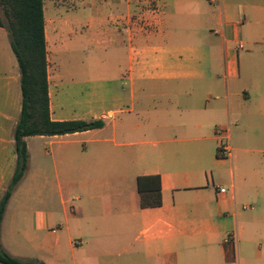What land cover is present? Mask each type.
Returning <instances> with one entry per match:
<instances>
[{
    "label": "crops",
    "instance_id": "crops-1",
    "mask_svg": "<svg viewBox=\"0 0 264 264\" xmlns=\"http://www.w3.org/2000/svg\"><path fill=\"white\" fill-rule=\"evenodd\" d=\"M112 1L115 14L85 21L58 8L48 12L44 2L48 50H60L61 34L84 42L85 30L105 27L98 46L117 51L116 73L105 79L119 84L83 100L75 89L81 79L65 82L48 66L51 118L101 119L104 126L26 138L23 182L35 183L36 203H13L14 192L2 248L36 264H264V250L254 249L264 239V218L242 203L246 193L258 201L264 189L246 185L234 166L211 180L201 167L212 154L221 165L233 164L252 145H264V0H208L212 7L204 0H156L144 29L131 4ZM175 3L182 8L176 13ZM182 17L198 19V28L214 20L220 30L207 40L187 36L175 21ZM121 34L130 50L119 55ZM11 50L0 26V75L7 71L0 110L20 117L21 73ZM219 127L230 131L231 159L218 154ZM9 175L8 167L0 170V188ZM148 175L161 177V206H141L138 178Z\"/></svg>",
    "mask_w": 264,
    "mask_h": 264
},
{
    "label": "rangeland",
    "instance_id": "rangeland-1",
    "mask_svg": "<svg viewBox=\"0 0 264 264\" xmlns=\"http://www.w3.org/2000/svg\"><path fill=\"white\" fill-rule=\"evenodd\" d=\"M44 2L48 12H50L51 8H58L63 11V15H71V18L73 16L75 19H79L78 17H80V19L83 18L84 21L91 17L95 18L101 16V18H104L105 16L113 15L115 14L114 10L116 9L112 0H107L106 2L104 0H44ZM204 2L208 6L212 7L208 0H204ZM205 3H203L204 6ZM124 4L132 5L134 17L138 18L140 29H144L145 26L147 27V25H149L148 23L150 20L149 18L148 20L146 19L147 14L148 16H151L152 13L158 9V2L156 0H124ZM181 4L184 6L182 2ZM179 5V3H175V5L171 8L172 12L176 13L182 10V8H179ZM200 8L201 10L204 9L202 6H196V9L199 10ZM202 12L205 14L206 10ZM175 21L180 24V31L185 33V35L188 36L191 34V37H199L201 40H207L206 38L211 39L210 34L217 33L220 30V26L216 21L214 22V20L208 21L207 19L206 21H203L202 28H198L195 25L197 24L198 19H193L191 21L182 17L181 21ZM95 28L96 27L89 30L91 33H87L86 30L84 31V42L74 39L70 41V39H67L65 34H61V38L64 41L60 50H48V66L51 69L49 74L53 75L55 73L54 68H58L57 70L62 75V79H64L65 82L71 75H75L77 79H81L82 84L77 86L75 89L81 93L83 100H85L88 95H90L89 98H92L94 93L99 94L101 91L105 92L108 90H114L119 84V82L114 79L111 81L105 79L106 76L116 73L114 70L116 66L114 54H116L117 51L114 49H102L98 46L100 43L99 40H102L104 37L102 31H104L105 27L97 28V31ZM98 31H100L101 35L97 34ZM119 37L123 46L119 49L118 54H127L130 50V40L126 34H121ZM73 43L77 46H67L68 44L72 45ZM107 43L109 42L107 41ZM11 55L13 57L12 59L16 60L12 50ZM118 72L119 70L117 73ZM3 75L7 76V71L0 75V97H2V93L4 91L3 81L1 79ZM107 106H109V104H107ZM9 116H12L13 118H10ZM14 118H19V114L16 115L14 112L8 113L7 111L2 113L0 110V170L7 167L11 170V175L7 177V181L0 188V200L7 189L16 168L17 156L15 144L12 140L14 133V129H12L15 121ZM138 138L148 139L149 135H139ZM31 147L32 152L37 154V152H35V149H37V143L32 142ZM252 148H254V151H250L249 154H243L242 156L244 158L240 160L235 159L233 164L229 161L227 164L221 165L217 162L216 155L212 154L210 157L201 161V167L205 170L204 172L207 173L208 178L211 180L213 172L215 177L223 179L219 176L220 173L223 170H227L229 167L234 166L237 177L243 174L246 179V185H249L251 188L258 187L261 191L264 189V145H252ZM41 155L42 153L39 151L38 155L34 157V161H37ZM225 158L231 159L230 157ZM28 181H21V183L17 186L14 191L16 192V196L14 197L13 203L18 204L19 202H26L31 205L36 203L37 190L35 188V183L33 181ZM242 203L244 205L253 204L255 207L254 210L257 208L261 217L264 218V193L259 195L258 201L256 202H253L251 195L246 193ZM261 208L263 209L261 210ZM254 210H248L247 213H252ZM259 246L264 250V239L259 238L255 241L254 249L259 248Z\"/></svg>",
    "mask_w": 264,
    "mask_h": 264
},
{
    "label": "trees",
    "instance_id": "trees-1",
    "mask_svg": "<svg viewBox=\"0 0 264 264\" xmlns=\"http://www.w3.org/2000/svg\"><path fill=\"white\" fill-rule=\"evenodd\" d=\"M0 26L9 33L10 44L20 67L22 89V108L14 130L16 168L0 200V263L36 264L35 261L11 255L1 244V226L8 203L30 165L26 138L100 128L104 122L101 119L56 121L51 118L44 0H0ZM138 188L142 207L162 205L159 175L140 176Z\"/></svg>",
    "mask_w": 264,
    "mask_h": 264
},
{
    "label": "built area",
    "instance_id": "built-area-1",
    "mask_svg": "<svg viewBox=\"0 0 264 264\" xmlns=\"http://www.w3.org/2000/svg\"><path fill=\"white\" fill-rule=\"evenodd\" d=\"M239 49H244L245 45L244 43H239L238 45ZM217 134L221 139V143H220V155L223 157H231L233 154V145H232V141H231V137H230V131L228 129L219 127L217 128ZM222 192H225L226 189L222 188L221 189Z\"/></svg>",
    "mask_w": 264,
    "mask_h": 264
}]
</instances>
